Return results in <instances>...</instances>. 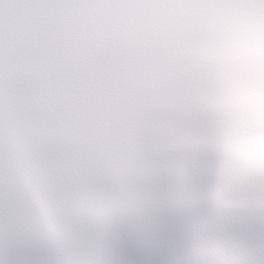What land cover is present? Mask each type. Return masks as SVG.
<instances>
[{"label":"snow or ice","instance_id":"6c2138e0","mask_svg":"<svg viewBox=\"0 0 264 264\" xmlns=\"http://www.w3.org/2000/svg\"><path fill=\"white\" fill-rule=\"evenodd\" d=\"M144 19L231 39H77ZM0 264H264V0H0Z\"/></svg>","mask_w":264,"mask_h":264},{"label":"clouds","instance_id":"9594fccd","mask_svg":"<svg viewBox=\"0 0 264 264\" xmlns=\"http://www.w3.org/2000/svg\"><path fill=\"white\" fill-rule=\"evenodd\" d=\"M81 42H111L145 57L179 55L201 61L227 50L231 39L226 25L196 19L115 21L90 28Z\"/></svg>","mask_w":264,"mask_h":264}]
</instances>
